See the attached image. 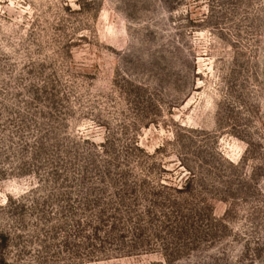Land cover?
I'll return each instance as SVG.
<instances>
[{"label":"rangeland","instance_id":"rangeland-1","mask_svg":"<svg viewBox=\"0 0 264 264\" xmlns=\"http://www.w3.org/2000/svg\"><path fill=\"white\" fill-rule=\"evenodd\" d=\"M1 233L0 264H264V0H0Z\"/></svg>","mask_w":264,"mask_h":264},{"label":"trees","instance_id":"trees-1","mask_svg":"<svg viewBox=\"0 0 264 264\" xmlns=\"http://www.w3.org/2000/svg\"><path fill=\"white\" fill-rule=\"evenodd\" d=\"M13 197H11V198H9V199H12ZM0 237H1V243H2V245H4L5 243H6V241H7V239H8V237H7V235L6 234H4V233H1L0 234Z\"/></svg>","mask_w":264,"mask_h":264}]
</instances>
